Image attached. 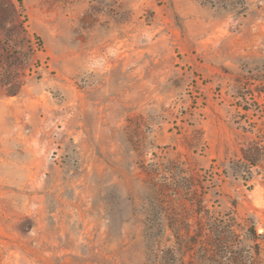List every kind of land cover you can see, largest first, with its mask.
I'll use <instances>...</instances> for the list:
<instances>
[{
  "label": "rangeland",
  "instance_id": "obj_1",
  "mask_svg": "<svg viewBox=\"0 0 264 264\" xmlns=\"http://www.w3.org/2000/svg\"><path fill=\"white\" fill-rule=\"evenodd\" d=\"M257 138L264 0H0V264H264Z\"/></svg>",
  "mask_w": 264,
  "mask_h": 264
},
{
  "label": "trees",
  "instance_id": "obj_2",
  "mask_svg": "<svg viewBox=\"0 0 264 264\" xmlns=\"http://www.w3.org/2000/svg\"><path fill=\"white\" fill-rule=\"evenodd\" d=\"M242 158L243 162L246 163L250 168L264 169V140L257 138L251 144L245 147L242 150ZM254 235L255 238L259 239V236L256 232H254Z\"/></svg>",
  "mask_w": 264,
  "mask_h": 264
}]
</instances>
